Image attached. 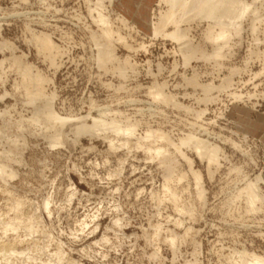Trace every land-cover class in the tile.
Here are the masks:
<instances>
[{
	"label": "rangeland",
	"instance_id": "1",
	"mask_svg": "<svg viewBox=\"0 0 264 264\" xmlns=\"http://www.w3.org/2000/svg\"><path fill=\"white\" fill-rule=\"evenodd\" d=\"M90 1L95 2L0 0V41H9L17 47L8 51L1 48L0 60L15 53L49 78L45 83L46 95L35 104H28L30 99L25 96L21 73L10 68L8 62L0 68V163L5 162L10 171L16 172L14 177H0V247L5 246L0 248V264L10 260L8 264H53L58 247L65 252L63 264H192L194 261H198L194 264H235L240 251L264 256V211L247 214L244 202L234 199L247 181L259 174L264 177V16L262 21L255 22L257 29L253 31L247 27L249 22L245 23L248 30L243 44L236 48L232 59L225 61V68L219 70L214 63L201 58L185 65V56L176 41L153 35L151 22L161 7L159 0H153L149 9L139 8V13L146 12L145 21H136L121 9L135 10L137 0H130L132 6H121L119 0L113 3L105 0L113 28L119 27L115 31L133 46L126 48L117 41L114 47L120 59L114 67L110 64L106 73L96 62L98 47L90 36L101 33L88 11ZM122 17L126 18L125 23ZM205 28L204 23L193 24L191 37L195 44L203 45ZM41 33L51 34L60 47L57 65L52 66L37 52L32 38ZM252 49L258 54L250 57ZM120 65L126 69L127 77L120 74ZM233 67L239 69L235 74ZM195 75L201 84L215 85L232 75L233 84L229 90L214 91L212 96L217 99L207 104L200 102L204 97L201 88L189 82L190 86L186 85L185 78L192 79ZM155 81L167 83L166 93L176 95L178 101L194 111L153 101L148 91ZM52 96L56 112L70 121L64 127L68 136L64 146L55 148L44 136L46 125L32 121L34 109H42L44 100ZM201 110L205 112L199 115ZM104 117L108 122L117 119L123 125L130 124L129 121L137 124V134L144 133L147 126L162 128L176 141L194 130L198 136L203 135L222 147V155L225 153L227 159L222 156L225 160H221V168L213 178L208 176L205 163L190 148H183L194 160V168L202 173L205 189L203 201L195 193L190 173L179 183L178 178L173 181L178 190L188 186V191L180 195L182 204L194 202L192 219L175 211L171 202L159 204L152 197V192H162L163 173L155 161L147 160L142 149L132 145L130 151L112 150L104 137H76L75 125L84 121L92 125ZM11 122L20 124L22 130L10 128ZM27 124L31 126L28 128ZM246 135L248 138L244 139ZM16 139L20 143L27 139L24 150L15 148ZM229 139L238 143V149ZM178 154L177 158L181 159L178 171L187 172L189 166ZM119 169L123 170L119 172ZM262 188L264 191V183ZM47 199L51 201V214L44 208ZM17 204L19 209L13 211ZM116 217L122 219V229L111 230ZM177 218L184 225L176 226ZM83 219L88 224L84 229ZM5 223L18 225L19 230L5 232ZM96 224L99 228L92 233ZM158 225L165 228L160 236L155 235ZM168 229L178 233L175 254L165 241ZM6 243L19 248L18 251L30 248L35 260L8 255L11 251Z\"/></svg>",
	"mask_w": 264,
	"mask_h": 264
},
{
	"label": "bare ground",
	"instance_id": "2",
	"mask_svg": "<svg viewBox=\"0 0 264 264\" xmlns=\"http://www.w3.org/2000/svg\"><path fill=\"white\" fill-rule=\"evenodd\" d=\"M109 1H110V3L114 2V0H109ZM159 5H161V7L158 11H156V13L153 16V20L151 22V27L153 28V30H152L153 35L155 37L161 36V37L169 38V39L176 41L179 45L180 50L182 51V54H184V56H185V63H184L185 65H189L190 62L194 59L196 61L197 59L201 58V59H203V61L205 60L207 63L208 62L214 63L215 67L217 66V69L219 68V70H221L222 68H225V61H229L230 59H232L234 57V55L236 54V48H238L240 45L243 44L244 34L248 30L247 27H249L250 31L257 29L254 27L256 24L255 22H257V20H259V19H260L259 21H262V18L264 16V14H263V12H264V0H159ZM88 7H89L88 11H89L92 19L94 20V22L97 24V26L101 30L100 34H94V35L90 34L91 37L93 36V40L95 41V43L98 47L96 62H98V65L100 67H102L101 69H105L104 71L106 72L109 69L110 64L113 65L117 60L120 59V58H117L116 53H115V50L117 48L115 49L114 46H116V45H114V44L117 41L121 42L122 44L124 43L126 48L128 47L131 49V48H133V46L127 42V39L125 36H123L120 32L115 31L116 28L115 29L113 28L115 25L113 26L112 18L106 12L107 8L105 6V0H95V2L92 3V5L88 6ZM125 19L123 18V19H121V21L123 23H125V21H126ZM246 22H249L247 24L248 25L247 27L245 24ZM194 23H197V24L198 23H204L206 26L204 38H203L204 39L203 45L195 44L193 37H191ZM50 35L48 33H41L38 35L36 34L33 36L32 39H33V43H34L35 47L38 50L37 52H39L40 54L43 55V57L48 59L49 62L51 63V65L53 66V65H57V63H58V62H56V60H57V57L60 53V51H59L60 47L57 45V43L54 42V40L52 39V37ZM8 42L9 41H4V40L0 41V49L6 48L7 51L9 49H11V50L15 49L14 46L12 45V43L10 44ZM16 49H17V47H16ZM252 50L253 51L249 50L251 53L250 57H252L253 54L254 55L258 54V51H256V50L254 51V49H252ZM3 51H5V49ZM125 60L127 61V59H125ZM122 61L126 62L123 59H122ZM6 62H8V65H10V68H12V69L15 68L19 71V74L21 73L22 80H24L23 82H25V85L24 86L22 85V87H25L24 91H26V94L25 93L24 94H25V96L27 95L30 99V101L27 102L28 104L30 102H31L30 104H32V103L35 104V102L37 100L43 98L46 95L45 94V83H46L47 79H49V78L46 79V77H45L46 75L44 76V74H42L41 72H39L37 70H36L37 71L36 72L34 69L35 67L33 65H31L32 63L30 64L27 61L25 62L23 60V56H19L15 53H12L11 57L6 59V60H5V57H4V59H2V61L0 60V68ZM175 66H177V64ZM113 67H114V65H113ZM56 68H57V66H56ZM119 70H120V74H122V75L127 73V72H125L126 69L123 70V67L121 65L119 66ZM231 70H232L233 74H235L236 72L239 71V69L235 68V67H233ZM110 71L113 72L114 70L112 69ZM110 71H108V72H110ZM122 75H120V77H122ZM124 76L127 77L126 74ZM185 79L187 80L186 85H188V82H189V83L194 85L193 87L198 86L199 88H201V90L203 91L204 97L200 98V102L207 103V104L209 102H212V101L217 99V97L212 96L214 91H220L221 92V91L229 90L233 84L232 83V75H231V77L229 75L228 77L224 78L223 82L219 85H215L212 82L201 84L200 82H198L196 75L192 79L190 77L185 78ZM17 82H19V81H17ZM18 84H20V83H18ZM48 84H49V82H48ZM16 86H19V85H16ZM119 86H121V85H119ZM167 86H168L167 83L163 82V84H159V83H157V81H155V83H153V85L151 87H149V91H148L150 93V96H152V100L154 99V100H157L159 103L163 102V103L170 104L171 106L173 105L174 108L177 107L180 109H184V111L185 110L188 112L189 111L191 112L192 110L194 111V109H192V108L184 105L180 101H178L177 97H175L176 95L173 96V95H171V93L170 94L166 93ZM188 86H190V85H188ZM117 88L119 89V87H117ZM120 88H122V86ZM46 92H47V90H46ZM233 96L236 97L237 95L233 94ZM238 97H239V95H238ZM54 98L52 96V98H48L46 101L44 100V105H43L42 109H40V108L34 109L35 113H34L33 120H32L33 122L42 123V124L46 125L47 133L44 134V136L47 138L49 145L52 148L64 146V144L66 142L65 141L66 136H65V132H64V127L66 126L67 122L69 121V119H67L65 116L61 117L59 115V113L56 112L55 107H54L55 106L54 105V100H55ZM157 101H155V102H157ZM167 104H166V106H167ZM40 106L42 107V105H40ZM36 107H38V106H36ZM204 112H205V110H201L198 112V114L199 113L202 114ZM106 116H108V115H106ZM63 117H65V118H63ZM105 117H104V119H102V118L96 119L92 125L87 124L85 121L81 122L80 124L78 123L77 125H75V126H77L76 130H75L76 137L80 138L83 135H90V136H94V137L95 136L104 137L107 140V142L109 143L110 149H112V150H117L119 148H127L130 151L132 145H135L138 149H142L147 156V160L155 161L158 164V166L160 167V169H162V173H163L164 181H163L162 187H161L162 192H160V193L159 192L158 193L152 192L151 193L152 197L157 202H159V204H162L165 201L171 202L173 204L174 208L176 209L175 211H177L181 215H188L192 219V217H194V212H195L194 202H192V204H190V205H184L181 203V195H180L181 192L188 191V186L186 187V189H184V187H183L182 189H180L181 190L180 191V190H178L179 189L178 187H175L173 185V181H175V179L178 178V179H176V181H178V183H179L180 181L187 178L188 174L190 173L194 179L195 193L198 196V198L200 200H203V201L205 200V189H204V182H203L202 173L194 168V160L191 157H189V154L187 155L184 152L183 148H190V152L192 150V152L196 155V157L200 160V162L202 161L205 163L208 176L213 178L215 171L218 170L219 168H221V160L222 159L225 160V158L227 159V156L224 155L225 153L222 155V153H223L222 147L219 144L211 142L209 139L202 137L203 135L198 136L194 132V130L193 131L190 130V132L184 133V135H182V137L178 138V140L176 141L171 137V135H169V133L162 130V128L160 129V128H153L152 126L151 127L147 126L144 133L140 134L138 131L139 134H137V131H136L137 130V127H136L137 124L135 126V125H133L134 123L132 124L131 121H129L130 124H128V125L124 124L123 125V124H121L122 123L121 120H120L121 122L117 121V119L116 120L112 119L113 117L111 118L112 120L110 119L111 122L110 121L108 122L106 120L108 117H106V119H105ZM25 121H26V119H25ZM25 121L24 122L22 121V122L25 124L26 123ZM8 124H9L10 128H15L18 131L22 130V127L20 124L12 123V122L8 123ZM126 124H127V122H126ZM194 124H193V126H197L196 124L195 125ZM29 126H31V125H28V128H29ZM35 126H36V123H35ZM37 126H39V125H37ZM202 127H204V126H202ZM37 128L39 129V127H37ZM199 128H201V127H199ZM45 130H46V128H45ZM43 131H44V129H43ZM196 131H198V130H196ZM204 131H205V128H204ZM206 131H207V129H206ZM73 132H74V130H73ZM204 134H206V132ZM247 138H248V135H246L244 137V139H247ZM18 140L19 139L14 140L15 148L24 150L26 147V144H27L26 143L27 139L23 143H20V141H18ZM134 140H135V142H133ZM228 141H230V143H232L233 146H235L237 148V146H238L237 142H235L232 139H229ZM132 148H134V147H132ZM187 153H188V151H187ZM176 154H178L184 161L187 162L186 164H188V166H189L187 172L183 171V170L178 171L177 167L180 165L181 159L179 161ZM8 155L6 157H8ZM10 156H12V155H10ZM222 156H224L225 158H222ZM4 163H0V177H2V178L6 177V176L7 177L9 176V178L14 177L16 172L14 174V171H10L8 169L7 164L5 165ZM121 163L124 167V162L122 161ZM122 170L123 169H121V170L119 169L118 171L121 172ZM263 183H264V177L262 174H259L258 176H256L251 181H247L244 184V186H241V188H239L237 194L234 196V199H240L244 202L245 211L247 214L255 215V214H258V213H261L262 211H264V191L262 188ZM75 192L76 191H74V193ZM73 196L74 195H71V198ZM19 203H20V201H19ZM204 205H206V203H204ZM14 206H16V205H14ZM50 206H51V201H50V199H47L44 202V208L46 209V211L49 214H51ZM16 209L17 210L19 209V204H17V206L15 207V209H13V211ZM16 216H18V215L15 214V217ZM168 217L170 218L172 216L169 215ZM22 219L23 218H21V220ZM16 220H18V219H16ZM19 220H20V218H19ZM28 221L30 222V220H28ZM174 222H175L176 226L184 225V222L180 218H177L176 220H174ZM5 224H7V223H5ZM17 224H19V223H17ZM4 225H3V227H4ZM81 225L82 226L84 225V227H83V229H84L88 224L83 219ZM160 225H158L155 229V232H156L155 235L156 236H160L162 234V232L165 230V228H163ZM98 228H99V224L98 225L96 224L94 229H92V233H94ZM116 228H119V230H120V228L122 229V219L119 217H116L113 220V225L110 227L111 230H113V229L116 230ZM4 229H5V232L6 231L9 232V230L17 231L18 225L16 227L15 224L12 225L11 223H8L4 227ZM25 229H27V228H25ZM36 229H37V227H36ZM189 230H190V227H188V229L186 231L188 232ZM29 234H30V232H29ZM263 237H264V234H263ZM103 239H106V238H103ZM180 239H181V237H180ZM165 241H167L169 243L168 245L171 246V248H172L171 250L175 254V252H177L175 250L179 246L178 245V242H179L178 233H176V231L173 229H168V233L165 237ZM17 243H19V241ZM17 243H15V245ZM96 243H99V242L97 241ZM6 244L8 245V243H6ZM2 247L3 246H1L0 248H2ZM4 247H3V249H4ZM59 248L60 247H58V251L57 250L54 251L55 252V254H54L55 260L53 261L54 262L53 264H63L65 252L61 249L62 247L60 249ZM18 249L19 248L15 249V246H9L8 250H9V252L11 251L10 252L11 254L8 253V255L19 256L22 259L28 260V261H30L32 259L35 260V256L32 253V250L30 248H25V249H22L21 251H18ZM44 249H45V247H44ZM8 250L6 252H8ZM47 252H49V251H47ZM156 252H158V251H156ZM156 254H158V253H156ZM2 255H4V254H2ZM8 255H5V256H8ZM23 262L25 263V261H23ZM194 262L197 263L198 261L197 262L194 261ZM194 262L192 264H194ZM234 263L235 264H264V256L258 255L256 253H250L247 250H244V251H240L239 259H238V261H236Z\"/></svg>",
	"mask_w": 264,
	"mask_h": 264
},
{
	"label": "crops",
	"instance_id": "3",
	"mask_svg": "<svg viewBox=\"0 0 264 264\" xmlns=\"http://www.w3.org/2000/svg\"><path fill=\"white\" fill-rule=\"evenodd\" d=\"M118 2L121 6H126V5L132 6L133 5V1H130V0H119ZM152 3H153V0H137L134 2L135 10L128 12L124 7L123 8L121 7V9L123 12H125V14H127L128 16L133 18L134 20H136V21L144 20L145 21L146 12L145 13H139V8L141 6H146V8L149 9V7H150V5H152ZM128 8H130V7H128Z\"/></svg>",
	"mask_w": 264,
	"mask_h": 264
}]
</instances>
